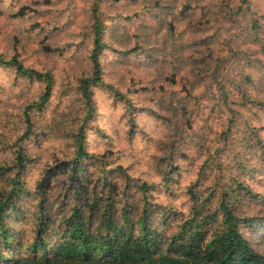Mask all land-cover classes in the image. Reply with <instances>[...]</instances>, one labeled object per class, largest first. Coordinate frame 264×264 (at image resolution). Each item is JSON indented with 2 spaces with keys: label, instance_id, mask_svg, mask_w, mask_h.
Listing matches in <instances>:
<instances>
[{
  "label": "rangeland",
  "instance_id": "rangeland-1",
  "mask_svg": "<svg viewBox=\"0 0 264 264\" xmlns=\"http://www.w3.org/2000/svg\"><path fill=\"white\" fill-rule=\"evenodd\" d=\"M96 22L105 47L87 118L80 80L92 73ZM0 55L11 61L0 63V165L22 148L29 192L49 167L73 159L84 124L93 182L132 185L137 197L134 183L111 171L121 167L154 185L150 200L174 214L153 222L169 223L167 234L191 212L195 184L203 191L237 177L264 198V0H0ZM12 60L49 74L40 106L46 79ZM64 179H53L52 196ZM35 203L21 193L25 218H11L26 240ZM239 212L264 218L254 200Z\"/></svg>",
  "mask_w": 264,
  "mask_h": 264
},
{
  "label": "trees",
  "instance_id": "trees-1",
  "mask_svg": "<svg viewBox=\"0 0 264 264\" xmlns=\"http://www.w3.org/2000/svg\"><path fill=\"white\" fill-rule=\"evenodd\" d=\"M101 34L102 25L96 22L89 58L92 73L80 80L87 118L95 110L91 88L101 83L99 58L105 47ZM12 61L24 75L46 79L45 92L33 105L43 104L49 96V74ZM0 63L11 61L0 55ZM25 118L30 125L28 114ZM85 127L81 124L74 135L73 159L49 167L31 192L21 180L31 161L22 148L14 152L13 162L0 165V264H264V249L260 250L264 218H246L239 212L244 201L264 206V198L260 201L241 180L232 177L218 186L213 182L216 188L203 191L198 190V182L190 186L191 212L180 219L175 232L167 234L169 223L155 228L153 222L160 215L169 222L174 214L166 209L162 214L161 206L150 200L154 185L134 181L121 167L111 171L134 183L137 197L131 196L132 185L121 188L107 178L93 182L84 162L92 164L96 157L86 151ZM59 176L65 179L54 197L52 183ZM21 193L36 201L27 240L21 230L11 228V218H25L19 206Z\"/></svg>",
  "mask_w": 264,
  "mask_h": 264
}]
</instances>
